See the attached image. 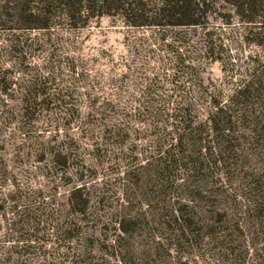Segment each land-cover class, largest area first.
I'll list each match as a JSON object with an SVG mask.
<instances>
[{
    "label": "trees",
    "instance_id": "trees-1",
    "mask_svg": "<svg viewBox=\"0 0 264 264\" xmlns=\"http://www.w3.org/2000/svg\"><path fill=\"white\" fill-rule=\"evenodd\" d=\"M231 2L245 23V40L264 50V0ZM209 8V0H0V25L48 29L63 17L73 28L109 14L118 15L131 27H206L202 23ZM179 58L176 67L183 74L196 69L185 63V57ZM215 58L223 60V56ZM223 69L227 70L225 65ZM229 70L233 73L234 69ZM245 74L232 75L219 86L199 80L201 95L150 98L151 104H160L140 121L155 130L146 143H138L140 148L136 144L134 159L124 170L128 191L109 219L114 237L101 242L78 222L88 217L95 201H102L101 194L94 200L92 184L78 177L68 181L65 221L52 225L53 236L35 237L39 245L30 242H37L31 235H14L20 229L15 228L13 218L24 216L29 228L31 223L39 224L40 213L52 202L46 200L49 195L11 199L7 231L0 240L8 244L0 245V259L6 257L0 264H19L25 241L27 252L33 246L50 251L47 244L57 243L55 250L62 249L67 264H88L97 250H107L119 264H155L162 255L177 258L176 264H205L211 257L225 264H264V59L248 71L246 67ZM16 82L11 79L2 87L5 98ZM48 97L46 89L38 92L33 82L25 86L20 97L22 116ZM133 126L117 119L106 131L124 144ZM46 148L52 156L47 166L68 164L70 155L61 153L63 148ZM25 207L40 211L39 216L26 215Z\"/></svg>",
    "mask_w": 264,
    "mask_h": 264
},
{
    "label": "rangeland",
    "instance_id": "rangeland-1",
    "mask_svg": "<svg viewBox=\"0 0 264 264\" xmlns=\"http://www.w3.org/2000/svg\"><path fill=\"white\" fill-rule=\"evenodd\" d=\"M209 4L208 17L202 23L206 27H131L118 15L109 14L94 16L85 25L73 28L63 17L48 29L0 25V240L7 231L11 199L33 198L36 194L49 195L46 200L52 201L50 207L42 210L40 223H31V228L24 216L14 217V226L20 229L14 235L53 236L52 225L65 221L71 185L68 181L78 177L92 184L94 200L101 194L102 201L94 202L84 221H76L87 232L93 231L101 242L114 237L109 219L128 191L124 170L134 159L136 144L146 143L155 130L140 121L149 116V109L160 104H151L150 98L201 95L199 80L204 84L214 81L219 86L232 75H246V67L248 71L264 59V50L245 40V23L231 0H209ZM220 42L222 47H216ZM180 56L196 69L189 68L183 74L176 67ZM215 56H223V60ZM229 68L234 69L233 73ZM11 79L17 82L5 98L2 87L8 86ZM31 82L38 92L46 89L49 97L34 110L28 108L29 115L34 114L29 119V115L22 116L20 97ZM117 119L134 124L124 144L117 143L106 131ZM46 147L63 148L65 152L61 153L70 155L68 164L47 166L52 156ZM41 155L44 160H40ZM25 210L26 215L39 216L40 211L33 212V207ZM36 241L30 242L39 245ZM24 244L23 255L17 258L19 264L68 263L62 249L55 250L57 243L47 244L50 251L33 246L31 252H27V241ZM106 251L97 250L88 264L120 263ZM211 258L205 264H225ZM176 261L162 255L154 262Z\"/></svg>",
    "mask_w": 264,
    "mask_h": 264
}]
</instances>
